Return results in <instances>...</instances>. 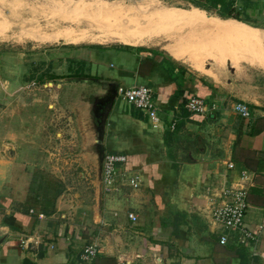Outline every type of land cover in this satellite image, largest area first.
Listing matches in <instances>:
<instances>
[{"label": "crops", "instance_id": "1", "mask_svg": "<svg viewBox=\"0 0 264 264\" xmlns=\"http://www.w3.org/2000/svg\"><path fill=\"white\" fill-rule=\"evenodd\" d=\"M246 25L264 42V29ZM128 45L102 51L92 61L109 70L96 71L107 84L153 89L156 125L118 95L104 135L106 152L125 154L123 171L140 174L141 186L125 182L105 193L99 182L94 200L60 194L54 210L45 211L34 196L38 187L31 192L38 179L52 183L43 169L41 122L29 123L26 141L14 128L22 122H13V133L12 123L0 122V264H264V231L256 243L237 244L231 235L222 244L224 228L212 217L220 194L241 185L248 171L245 222L252 230L264 222V66L243 60L231 77L206 74L170 48ZM112 56L119 62L113 70ZM196 95L215 108L190 112L186 103ZM234 102L247 104L251 118L237 113ZM89 244L99 252L83 261Z\"/></svg>", "mask_w": 264, "mask_h": 264}, {"label": "rangeland", "instance_id": "2", "mask_svg": "<svg viewBox=\"0 0 264 264\" xmlns=\"http://www.w3.org/2000/svg\"><path fill=\"white\" fill-rule=\"evenodd\" d=\"M5 1H0V21L5 20L8 26L5 36L0 38V122L12 123V133L13 122L16 125L22 122L20 128H14L19 129L24 141L28 139L29 123L41 122L37 129L39 143L47 149V164L43 169L51 182L59 185L61 194L67 193L74 201L94 200L100 182L99 156L94 142L97 122H93L92 104L104 94L103 80H100L103 76H98L96 71L109 70L99 69L92 60L102 51L128 45L110 35L135 29L137 20L154 11L152 5L201 8L221 18H233L221 16L223 6L214 8L213 0ZM236 2L238 6L233 3L235 12H240L237 20L264 29V0ZM104 3L113 12L95 9L96 4ZM75 32L85 38L75 43L56 39L60 34ZM215 33L211 31L205 37L201 27L180 24L167 35L158 36L154 32V38L140 46L186 51L199 59L206 74L222 73L230 77L234 69L240 71L241 64L246 63L243 60L250 61L249 57L262 52L256 44L233 35H221L214 40ZM200 35L205 41L199 40ZM109 58L115 62L112 70L119 67L117 58Z\"/></svg>", "mask_w": 264, "mask_h": 264}, {"label": "built area", "instance_id": "3", "mask_svg": "<svg viewBox=\"0 0 264 264\" xmlns=\"http://www.w3.org/2000/svg\"><path fill=\"white\" fill-rule=\"evenodd\" d=\"M264 8V7H263ZM264 15V10H263ZM118 95L127 102L135 106L137 109L146 113L154 125L158 123L160 117L154 92L150 86L140 85L132 87H119ZM186 107L190 112L197 114L208 113L214 109L215 105H210L206 99L201 96H193L186 103ZM234 110L245 118H251L252 112L249 106L243 102H234ZM175 124H173L174 126ZM127 162L125 154L106 152L103 160V189L105 193L119 191L122 184L125 182L132 188H139L142 184V176L140 174L130 175L123 171L124 164ZM235 164L229 163V167L233 168ZM243 183L238 186L227 188L220 194L222 200L218 204H214L212 208V217L215 222L224 228V233L220 238L222 244L229 242L230 236H235L237 244H246L258 242L264 231V222L258 225L255 230H252L246 225V214L250 207L249 203V188L245 181H250L248 171L243 173ZM43 217L44 214H39ZM133 221L138 219L137 214L131 212L129 214ZM98 245L89 244L84 248L81 254L83 261H91L98 254Z\"/></svg>", "mask_w": 264, "mask_h": 264}, {"label": "bare ground", "instance_id": "4", "mask_svg": "<svg viewBox=\"0 0 264 264\" xmlns=\"http://www.w3.org/2000/svg\"><path fill=\"white\" fill-rule=\"evenodd\" d=\"M0 1H2V0H0ZM4 2H6V1L4 0ZM147 4H145V5H147ZM96 6L97 7L95 9L98 8L100 11L102 10L103 12H105V11L106 12H110V11L113 12V9H110L109 6L105 3L101 4V5L96 4ZM151 9L154 11L153 12L150 11L149 14L143 15L142 19L137 20V24L134 25V26H136L135 29H128V31H126V32H121V33H117L118 35H110V36H116L119 39V41L122 43H127L130 45H142V44H146V42H149L151 39L154 38V36H153L154 32L158 36L164 35L168 31L172 30L174 26H177L180 24H183L184 26L187 25L191 28L201 27V29L204 30V33H205L204 36L205 37H207V35H209V32H211V31L216 32L215 33L216 35L215 34L212 35V36H215V39L213 38L214 40H216L218 37L220 38L221 35L226 36V34H228L230 36L231 35L236 36L235 38H238L240 40L243 39L248 43H253L254 45L256 44L259 47L260 51L262 48V52L260 54L255 53L252 57H249V60L253 63L260 64V65L264 66V42L256 34V32L252 31V29L250 27H248L241 20H237L235 18H221L215 14H212V13L209 14L208 11H206V10L204 11L201 8L200 9L199 8L176 9L174 7L173 8H170V7L169 8L163 7L162 8V7H154V5H152ZM127 19L128 18H126V20ZM4 23H5V20L0 21V24H1V26H0V38L5 36V32L8 29V26L5 25ZM119 23H120V21H119ZM128 23H130V20L128 21ZM130 25L131 24H129V26ZM134 26H133V28H134ZM150 26L151 27L153 26V27L150 29L149 28ZM253 29L258 30V27L253 28ZM68 30H70V29H68ZM153 30H154V32H153ZM164 31H165V33H164ZM194 31H195V29H194ZM198 31L199 30H197V32ZM192 32H193V30H192ZM207 32H208V34H207ZM75 33L76 34H71V35L70 34H68V35H61L60 34L56 37V39L59 41H61V40L66 41L68 43L69 42L75 43V42L79 41L80 39L85 38L83 36L81 37L79 33H77V32H75ZM77 34H79V35H77ZM202 35H203V33H202ZM193 36H195V35L193 34ZM198 38H199V36H198ZM97 40H103V38H97ZM199 40L205 41V39L201 35H200ZM216 45H217V43H216ZM218 46H219V44H218ZM221 46H222V44H221ZM222 48H223V46H222ZM170 50L177 57L182 58L184 61L188 62L194 68H196L198 70L205 71L203 69V66L201 65L199 59H196L195 56L193 57L192 54L186 53V51H183V50L181 51L180 49L176 50L174 48H170ZM245 58H247V56Z\"/></svg>", "mask_w": 264, "mask_h": 264}, {"label": "water", "instance_id": "5", "mask_svg": "<svg viewBox=\"0 0 264 264\" xmlns=\"http://www.w3.org/2000/svg\"><path fill=\"white\" fill-rule=\"evenodd\" d=\"M208 13L211 14L210 12ZM105 81L106 80H103V87L108 89V93L103 96L104 100L102 102H104V106L101 108V114L98 115L99 116L98 123L95 129V134H96L95 145H96V150L99 156L98 177H99L102 190H103V160H104V156L106 153V148L104 145V135L106 131L108 114L111 110V107L115 99L118 96V89H119V85L117 83L108 82L107 84V82ZM110 85L112 86V89L111 87H109Z\"/></svg>", "mask_w": 264, "mask_h": 264}, {"label": "trees", "instance_id": "6", "mask_svg": "<svg viewBox=\"0 0 264 264\" xmlns=\"http://www.w3.org/2000/svg\"><path fill=\"white\" fill-rule=\"evenodd\" d=\"M215 8L218 7V4L223 6V9L219 12L221 16L226 17H233L236 19H240L239 13L235 12V8L233 6V3H235V0H213ZM234 8V10L232 9ZM34 182V185L32 187V193L34 191L35 187H38V191L35 193V198H39L40 201H42V209L45 211H52L55 208V201L58 198V196L61 194L60 190H58V186L54 183H48L44 182L43 180L40 181V179L37 180V183ZM46 183V184H45ZM45 202H44V201Z\"/></svg>", "mask_w": 264, "mask_h": 264}, {"label": "flooded vegetation", "instance_id": "7", "mask_svg": "<svg viewBox=\"0 0 264 264\" xmlns=\"http://www.w3.org/2000/svg\"><path fill=\"white\" fill-rule=\"evenodd\" d=\"M109 87H111V89H112L111 85ZM103 100H104L103 98H100V99L97 100L96 103H94L92 105V110H93L95 115H100L101 114V108L104 106V102H102Z\"/></svg>", "mask_w": 264, "mask_h": 264}]
</instances>
